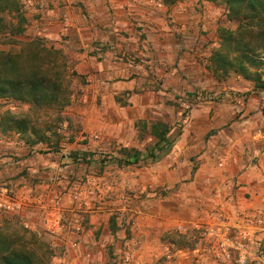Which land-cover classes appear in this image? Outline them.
Instances as JSON below:
<instances>
[{
  "label": "rangeland",
  "instance_id": "rangeland-1",
  "mask_svg": "<svg viewBox=\"0 0 264 264\" xmlns=\"http://www.w3.org/2000/svg\"><path fill=\"white\" fill-rule=\"evenodd\" d=\"M16 3L0 77L49 101L0 96V259L232 264L225 237L264 243V66L243 57L264 25L219 0ZM154 124L172 146L150 160Z\"/></svg>",
  "mask_w": 264,
  "mask_h": 264
},
{
  "label": "trees",
  "instance_id": "trees-1",
  "mask_svg": "<svg viewBox=\"0 0 264 264\" xmlns=\"http://www.w3.org/2000/svg\"><path fill=\"white\" fill-rule=\"evenodd\" d=\"M209 2H216L218 0H206ZM224 2L227 11L229 13L228 18L235 20L239 25V28L246 29V26H256L258 24L264 25V0H219ZM11 2L12 6H16V0H0V6L3 4V8L7 9V4ZM249 28V27H248ZM250 28L248 29V31ZM229 39V38H228ZM231 39V38H230ZM244 49V48H242ZM240 49V50H242ZM219 54V59H220ZM9 56H7L8 58ZM224 57V56H223ZM248 60V62L256 66H264V54L259 55L256 53H245L243 56ZM12 61L16 59L8 58ZM230 61L227 62V64ZM8 64L9 61L6 60ZM230 64V63H229ZM12 69V67L10 68ZM239 72L245 71L243 64L238 67ZM46 81L44 79H14L13 77H0V96H10L17 100H28L32 103H37L39 101H49V90L43 89ZM170 128L166 125L154 124L150 127V132L154 138V144L152 147L148 148L147 158L150 160H156L165 152H167L172 146V141L169 140L168 134ZM137 154V153H135ZM137 158V157H136ZM129 164L128 161H125ZM0 264H33L30 259L21 254H10L0 259Z\"/></svg>",
  "mask_w": 264,
  "mask_h": 264
},
{
  "label": "built area",
  "instance_id": "built-area-1",
  "mask_svg": "<svg viewBox=\"0 0 264 264\" xmlns=\"http://www.w3.org/2000/svg\"><path fill=\"white\" fill-rule=\"evenodd\" d=\"M253 244L256 246L254 250L249 245L244 246L225 237L220 241L219 249L224 258H232V264H250L252 255H254L261 264H264V245H262V249L260 248L261 245H259L264 243L258 244L256 241ZM259 248L262 250L261 252L256 251L259 250Z\"/></svg>",
  "mask_w": 264,
  "mask_h": 264
},
{
  "label": "crops",
  "instance_id": "crops-1",
  "mask_svg": "<svg viewBox=\"0 0 264 264\" xmlns=\"http://www.w3.org/2000/svg\"><path fill=\"white\" fill-rule=\"evenodd\" d=\"M240 189H244V190H246L247 188L241 187Z\"/></svg>",
  "mask_w": 264,
  "mask_h": 264
}]
</instances>
